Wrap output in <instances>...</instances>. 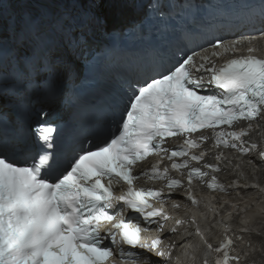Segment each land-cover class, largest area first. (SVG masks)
Listing matches in <instances>:
<instances>
[{
  "label": "snow or ice",
  "instance_id": "6c2138e0",
  "mask_svg": "<svg viewBox=\"0 0 264 264\" xmlns=\"http://www.w3.org/2000/svg\"><path fill=\"white\" fill-rule=\"evenodd\" d=\"M18 2L29 7L8 17L0 0V103L7 101L4 82L9 76L17 82V94L31 86L41 103L56 99L62 81L76 74L74 58L93 44L98 32L107 30L106 22L86 0ZM130 2L135 8L141 0ZM205 42L213 49L211 54L186 52L130 84L128 101L122 109L119 105L113 109L106 132L58 145L52 136L56 129L41 127L43 144L38 150L22 132L12 136L0 132V264H115V256L125 264H169L176 245L164 250L159 236L146 240L144 233L153 224L164 231L172 219L165 197L181 194L185 184L187 198L199 203L191 195L193 181L221 171V161L227 159L219 153L214 162L201 163L207 150H193L214 140L216 148L251 154L259 145L245 137L252 122L264 120V57L249 47L247 55L217 65L212 57L235 53L237 44H225L221 37ZM206 87L219 91L202 94ZM16 102L28 103L19 98ZM36 115L43 123L49 114L41 108ZM239 122L248 127L235 130ZM175 138L182 143L172 144ZM152 156L162 159L138 173L137 167ZM163 158L171 163L161 167ZM254 159L264 164V150ZM173 172L180 175L174 177ZM141 176L165 185L137 187ZM115 185L127 187L117 194ZM207 186L225 190L215 175ZM172 207L180 205L173 202ZM126 209L136 215L126 217ZM141 222L149 227H141ZM184 223L176 219L170 234ZM225 233L226 239L214 246L203 239L199 227L195 229L215 252L213 264H264V239L258 241L259 248L253 241L242 252L235 242L243 234L230 228ZM257 252L259 258L251 255Z\"/></svg>",
  "mask_w": 264,
  "mask_h": 264
},
{
  "label": "bare ground",
  "instance_id": "6f19581e",
  "mask_svg": "<svg viewBox=\"0 0 264 264\" xmlns=\"http://www.w3.org/2000/svg\"><path fill=\"white\" fill-rule=\"evenodd\" d=\"M86 3L89 8L97 6V10L94 14L101 17L106 22L107 30L113 28L114 26H122L126 23V20L136 16V13H134L133 10L134 6L130 0H86ZM111 9L114 13H111ZM94 45L95 41L86 50L89 51L94 47ZM81 55L82 54L77 55L74 58L75 69L78 65V61L81 59ZM251 203H255L254 199H251ZM249 211L250 213L247 216V219L249 220V226H251L253 234L248 238V240L255 241L259 245L258 241L264 239V206H259ZM244 222L247 223V220H243V223ZM201 252L199 253V256L203 257L204 254Z\"/></svg>",
  "mask_w": 264,
  "mask_h": 264
},
{
  "label": "rangeland",
  "instance_id": "374dc122",
  "mask_svg": "<svg viewBox=\"0 0 264 264\" xmlns=\"http://www.w3.org/2000/svg\"><path fill=\"white\" fill-rule=\"evenodd\" d=\"M112 4V3H111ZM92 11H93V13H95L96 12V10H97V6L95 7H92V8H90ZM111 13H114V11H112V9H111Z\"/></svg>",
  "mask_w": 264,
  "mask_h": 264
}]
</instances>
